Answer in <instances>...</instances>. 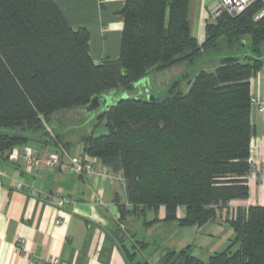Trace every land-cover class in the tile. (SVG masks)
Segmentation results:
<instances>
[{
    "label": "trees",
    "instance_id": "obj_1",
    "mask_svg": "<svg viewBox=\"0 0 264 264\" xmlns=\"http://www.w3.org/2000/svg\"><path fill=\"white\" fill-rule=\"evenodd\" d=\"M189 1L126 0L120 57L95 63L88 31L74 30L54 0H0V163L31 142L44 150H68L52 128L56 113L88 107L96 98L100 108L102 97H124L144 78L194 64L221 39L234 48L245 46L248 38L249 53L223 58L213 71H199L186 92L177 91L175 82L163 99L115 102L95 116L107 133L83 139V157L125 178L127 203L117 202L119 226L128 215L163 207L164 223L204 227L232 201L247 200L250 81L264 57V17H254L262 4L208 23L205 42L199 44L191 34ZM38 136L44 140L35 141ZM180 208L186 212L182 219ZM228 223L235 234L231 244L208 261L194 256L189 246L166 249L158 263L135 261V248L131 252L117 243L126 264H264V206L238 209ZM142 245L141 252L148 248Z\"/></svg>",
    "mask_w": 264,
    "mask_h": 264
},
{
    "label": "crops",
    "instance_id": "obj_2",
    "mask_svg": "<svg viewBox=\"0 0 264 264\" xmlns=\"http://www.w3.org/2000/svg\"><path fill=\"white\" fill-rule=\"evenodd\" d=\"M54 1L74 30L84 28L88 31L90 55L95 63L120 57L124 30L122 12L126 0ZM215 3L216 0L189 1L191 34L199 44L205 42L206 26L214 20L210 16V10ZM262 60L261 70L250 82L251 95L264 100V57ZM96 108L99 109L97 104L95 107L89 106V109H81H87L88 114L95 117L97 114L93 111ZM251 111L253 136L250 163L253 170H262L264 113L254 108ZM29 146L42 154L58 151L55 147L44 150L38 142ZM67 153L71 156H83V144L76 151L68 148ZM87 159L95 160L90 157ZM0 170L5 173V176L0 177V264H53L55 260L65 264H126L116 233L119 217L117 202L127 203L123 184L98 176H80L63 170L50 171L43 167L29 170L21 158H9L0 163ZM19 183L24 185V189L17 188ZM248 185L249 198L232 201L222 211L218 222L225 223L232 229L228 219L233 218L238 209L264 206V176H249ZM30 188L41 194L70 195L73 204L59 209L45 202L41 196L30 195ZM150 211L153 214L149 222L155 218L159 221L153 225H146L145 221L142 225L144 228L165 225L163 207L158 212ZM185 214V209L180 208L178 218H184ZM173 227L176 229V226ZM207 227L208 225L203 228L192 227L196 229L195 241L199 236L207 234ZM176 234H181V230L177 228ZM195 241L180 235L169 240L165 249L180 250L189 246L191 252H196L198 246L194 245ZM129 244L127 241L125 246L129 248Z\"/></svg>",
    "mask_w": 264,
    "mask_h": 264
},
{
    "label": "rangeland",
    "instance_id": "obj_3",
    "mask_svg": "<svg viewBox=\"0 0 264 264\" xmlns=\"http://www.w3.org/2000/svg\"><path fill=\"white\" fill-rule=\"evenodd\" d=\"M247 44H249V39L245 38V46L230 48L226 45L225 39H221L220 46L217 49L205 53L194 64L185 63L170 70L155 73L148 80L144 78L139 84H136L134 90L126 92L124 97L115 96L114 94L102 97L100 108L98 110L96 108L93 112H96L98 115L99 112H104L115 102L129 98L149 99V96L153 95L155 98L163 99L169 94L175 82L179 83L177 91L186 92L188 81L193 79L199 71H213L220 64L221 59L225 57L246 55L250 52ZM141 85L146 89H139ZM90 107H95V104L90 105ZM87 108L89 109V106ZM86 110L81 108L65 110L53 116V131L60 137L63 144H68L69 149H74V151L81 147L85 137L107 133L105 125L103 124L98 127L96 117H92ZM48 130L50 131L49 128ZM36 139L38 140L35 141L39 142L44 140L39 136ZM33 143L31 142L30 145H34ZM142 214L143 212L140 211L138 215H128L127 219L122 221L121 226L118 225V229L116 230L118 234L117 240L124 244L128 241L131 252L134 250L133 247L135 248V252H137V259L135 261L149 260L151 263H158L166 251L165 248L168 247L169 240H174L180 235L193 241L197 237L195 233L196 229H192V227L181 228L177 224L165 223V225L152 226V229L144 228L142 226L143 222L146 221L147 225V222L152 219L153 213L148 210L144 215ZM173 226H176V229H180L181 234L177 235L176 229ZM208 227L209 229H206L207 234L203 235L204 237L199 236L195 241L194 245L198 246L196 252H191L203 261H208L214 253L227 249L235 236L229 225L225 223L216 221L209 224ZM142 244L148 245V248L143 252H141ZM237 248L238 245L233 250L235 251Z\"/></svg>",
    "mask_w": 264,
    "mask_h": 264
},
{
    "label": "built area",
    "instance_id": "obj_4",
    "mask_svg": "<svg viewBox=\"0 0 264 264\" xmlns=\"http://www.w3.org/2000/svg\"><path fill=\"white\" fill-rule=\"evenodd\" d=\"M258 3H261L262 6L256 13L254 19L260 20L264 17V0H216V3L210 10V16L214 20L223 15L236 17L243 14L250 7ZM250 103L252 108L256 109L260 113H264V100L252 96ZM9 158L11 160L21 158L29 170H37L43 167L50 171L63 170L67 173L77 174L80 176L93 175L125 184V178L121 174L112 172L101 162H98L97 160L91 161L83 156H71L62 148L58 149L56 152H46L42 154L27 145L13 149ZM255 174L264 176V169L253 170L252 168L249 176H254ZM3 176H5V173L0 170V177ZM17 188L24 189V185L19 183ZM28 192L33 196H41L45 202L59 209H64L68 205L73 204L70 195L59 193L41 194L33 188H30ZM57 223H60V221ZM52 263L65 264L60 263L58 260H55Z\"/></svg>",
    "mask_w": 264,
    "mask_h": 264
},
{
    "label": "water",
    "instance_id": "obj_5",
    "mask_svg": "<svg viewBox=\"0 0 264 264\" xmlns=\"http://www.w3.org/2000/svg\"><path fill=\"white\" fill-rule=\"evenodd\" d=\"M149 100L150 101H154L155 100V97L153 95H150L149 96ZM98 103V99H94L92 102H91V105H94V104H97Z\"/></svg>",
    "mask_w": 264,
    "mask_h": 264
}]
</instances>
